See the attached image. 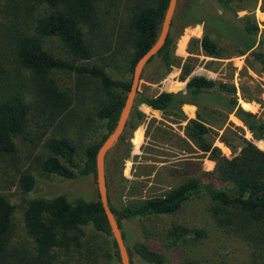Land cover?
Here are the masks:
<instances>
[{
    "label": "trees",
    "instance_id": "16d2710c",
    "mask_svg": "<svg viewBox=\"0 0 264 264\" xmlns=\"http://www.w3.org/2000/svg\"><path fill=\"white\" fill-rule=\"evenodd\" d=\"M167 1L134 0L119 24L117 34L112 36V43L108 44L112 56L126 47L131 49L128 58L122 57L128 60L129 77L126 78L114 76L101 64L89 62L92 50L85 40L83 28H91L97 23L95 0H0V167L4 168L0 169V264H5L6 238L14 209L5 189L14 186L17 191L27 193L35 186L31 171L21 168L25 157L18 147V137L25 131L28 110L21 92L23 84L17 77L20 71H26L35 82L37 80L41 101L51 110L48 116L51 120L69 105L67 95L47 79L53 71L74 72L99 84L102 94L95 100L92 114L87 117L102 119L104 133L84 147L80 163L74 160L75 145L71 139L62 135L51 136L44 142V154L38 165L43 173L65 178L89 175L95 183L96 151L115 126L129 87L132 66L155 41ZM213 1L216 8L202 0H184L179 7L176 2L166 38L141 74L148 63L157 60L161 71L151 80L157 82L173 65L179 64V59L171 55L173 28L179 25L178 20L180 28L191 23L201 25V36L192 42L197 43L202 55L222 58L249 53L248 56L264 73V50L261 51L264 39L257 38L258 27L249 15L237 14L249 1ZM260 1V8L264 11V0ZM179 32L180 29L177 35ZM50 37L57 40L64 57L43 47L42 40ZM186 62L181 65L180 79L190 73L191 64ZM234 93L232 84L200 75L191 76L184 90L160 91L151 96L136 90L124 128L104 159L107 203L122 235L129 264H134L133 257L143 264H168V261L164 252L150 248L142 240L132 238L126 241L122 220L172 214L187 200L201 195L210 199L208 212L215 225L249 246L251 264H264V149L238 136V150L228 158L205 138L210 131L220 129L227 115L232 114L254 140L264 139V122L248 111L252 108L245 103H241L243 109ZM139 104L181 120L185 119L181 106L194 105L195 117L186 121L184 132L200 151L208 153V158L215 164L211 171L203 173L204 178L186 177L159 195L116 207L110 201L109 191L112 187H119L121 191L126 182L120 171L130 153L128 139L131 132L144 118V113L137 107ZM132 141L135 145L134 136ZM24 203V230L34 250V257L27 264H98L96 255L89 250L90 245L80 240L87 226L109 237L110 255L119 264L116 244L97 194L93 199L71 202L60 193L50 198L29 197ZM186 230L173 226L169 233L172 237L170 245L185 241ZM189 231L195 238L203 234L202 229ZM182 264L194 263L185 261Z\"/></svg>",
    "mask_w": 264,
    "mask_h": 264
},
{
    "label": "rangeland",
    "instance_id": "374dc122",
    "mask_svg": "<svg viewBox=\"0 0 264 264\" xmlns=\"http://www.w3.org/2000/svg\"><path fill=\"white\" fill-rule=\"evenodd\" d=\"M183 1L177 0L178 7ZM202 1L216 8L213 0ZM247 1L249 2L245 3V8H241L237 14L249 15L258 27L257 38L264 39L262 33L264 11L260 8L261 1ZM133 3L134 0H95L97 23L91 28H83L85 40L92 50L89 62L101 64L114 76L129 77L126 59L131 49L126 47L120 50L119 54H116L118 50L112 56L108 44L112 43V36L117 34L119 24ZM177 22L179 25L173 28L171 55L179 59V64L173 65L157 82H151L154 74L161 71V66L157 60L148 63L138 80V91L151 96L159 91L160 85L166 83L171 91L184 90L191 76L200 75L232 84L235 87L234 97L237 103L240 106L241 103H245L251 107L252 109L248 111L264 122V73L260 71L259 64L248 56L249 53L230 54L222 58L202 55L197 43L192 42L193 39L201 36V25L197 27L198 23H191L180 28V20ZM42 43L50 53L64 57L55 38H45ZM263 50L264 44L261 48V51ZM225 53L228 54L229 51ZM123 56L127 58L124 60ZM189 57H192V60L187 61ZM186 61L191 64V70L184 79H180L181 65ZM17 77L23 84L21 92L28 105L25 131L18 137V147L25 157L21 168L31 171L35 186L27 193L17 191L14 186L5 189L14 205L6 238L5 264H27L34 257L32 243L25 234L22 219L24 202L27 198H50L62 193L71 202H75L83 198L93 199L97 194L95 183L89 175L65 178L53 173H43L38 169L39 159L44 154L45 140L51 136L68 137L75 145L74 160L80 163L84 147L90 141L100 138L105 131L102 119L87 117L89 113L92 114L91 109L95 100L102 94L97 82L82 78L74 72L53 71L47 79L67 95L69 105L51 120L48 118L51 110L41 101L37 80L35 82L23 70ZM137 107L142 111L141 104ZM187 120L186 115L185 119L181 120L155 109L144 113V118L128 139L131 144L130 153L123 161L120 171L126 182L121 191L119 187L118 189L112 187L109 191L113 205L116 207L131 205L150 196L159 195L186 177L204 178L203 173L214 168L215 163L208 158V153L200 151L185 134ZM140 133L144 136L141 143ZM133 136L135 145L132 141ZM238 136L252 141L259 149H264V139L254 140L241 121L232 114L227 115L220 129L210 131L205 138L213 146L218 147L223 156L229 158L238 150ZM139 143L140 145L137 146ZM0 169L4 168L0 167ZM209 202L208 196L201 195L187 200L172 214L124 219L121 223L126 241L137 238L150 248L164 252L168 264H182L185 261L194 264H251L249 246L242 239L225 234L215 225L208 212ZM173 226L184 227L187 230L186 240L171 246L172 237L169 233ZM193 228L202 229V236L195 238L192 232H188V229ZM80 240L90 245L89 250L96 255L98 264H118L110 255L112 249L109 237L87 226L84 227V234L81 235ZM75 255L78 256L77 252ZM133 262L143 264L136 257H133Z\"/></svg>",
    "mask_w": 264,
    "mask_h": 264
},
{
    "label": "water",
    "instance_id": "95a60500",
    "mask_svg": "<svg viewBox=\"0 0 264 264\" xmlns=\"http://www.w3.org/2000/svg\"><path fill=\"white\" fill-rule=\"evenodd\" d=\"M176 2L177 0L167 1V6L164 11L162 21L158 30V35L155 41L151 46H149V48L145 52L140 55V57L133 64L129 87L125 94L124 102L120 109L115 126L113 130L103 139L95 154V189L98 195L101 208L106 217L112 238L116 244L119 264H129V258L115 217L108 207L104 173V159L106 153L109 151V149L112 148L124 128L125 121L133 105L134 96L138 86V80L140 78L144 66L146 65L149 58L152 57L158 51V49L161 47L166 38L171 18L176 6ZM196 26L199 27L200 24H196Z\"/></svg>",
    "mask_w": 264,
    "mask_h": 264
},
{
    "label": "crops",
    "instance_id": "0c3cea01",
    "mask_svg": "<svg viewBox=\"0 0 264 264\" xmlns=\"http://www.w3.org/2000/svg\"><path fill=\"white\" fill-rule=\"evenodd\" d=\"M167 84L168 83H166V85H162V86L160 85V87H159L160 89L158 92H160V91H171V89L169 87H167ZM141 108H142V112H144V113L152 112L154 110V109L146 106L145 104H141ZM181 110L184 113V115H186V117H188V119L194 118V115H195V106L194 105L183 104L181 106ZM155 111H157V110H155ZM140 135H141V139H140V143H141L144 140V136L142 133H140ZM140 143L137 146H139ZM137 146H134V147H137ZM205 161L209 162V160L208 161L205 160Z\"/></svg>",
    "mask_w": 264,
    "mask_h": 264
}]
</instances>
